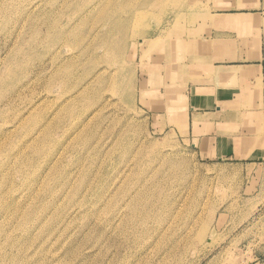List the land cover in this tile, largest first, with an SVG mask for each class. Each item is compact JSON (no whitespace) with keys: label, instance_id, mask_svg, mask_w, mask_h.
I'll list each match as a JSON object with an SVG mask.
<instances>
[{"label":"rangeland","instance_id":"374dc122","mask_svg":"<svg viewBox=\"0 0 264 264\" xmlns=\"http://www.w3.org/2000/svg\"><path fill=\"white\" fill-rule=\"evenodd\" d=\"M237 51L264 55V0H0V138L30 140L0 264H264V84L223 106L238 160L187 134Z\"/></svg>","mask_w":264,"mask_h":264},{"label":"crops","instance_id":"0c3cea01","mask_svg":"<svg viewBox=\"0 0 264 264\" xmlns=\"http://www.w3.org/2000/svg\"><path fill=\"white\" fill-rule=\"evenodd\" d=\"M238 14V11L230 13L234 21L220 20L219 24L224 21L227 22L224 25L233 23L234 27L238 28V24L242 23L238 21ZM239 15H248V13ZM212 69L210 84H196L193 98L196 102L210 103V108H206L204 115L197 117L196 120L192 114L188 116L187 134L198 142L197 149H202L207 160H236L238 127H235L238 126V110H223V106L237 107L238 101L244 99L242 96L246 91L243 88L245 85L251 86L257 81L264 84V55L260 54L258 59L253 61H241L238 60L237 51L233 59L215 63ZM193 109L194 107L191 106L190 110Z\"/></svg>","mask_w":264,"mask_h":264},{"label":"bare ground","instance_id":"6f19581e","mask_svg":"<svg viewBox=\"0 0 264 264\" xmlns=\"http://www.w3.org/2000/svg\"><path fill=\"white\" fill-rule=\"evenodd\" d=\"M146 15V14H145ZM143 28V27H142ZM15 92V91H14ZM13 94V93H11ZM10 95V94H9ZM14 95V94H13ZM20 95V94H19ZM17 96V95H16ZM18 97V96H17ZM8 99V98H7ZM19 99V98H18ZM15 100V99H14ZM6 101V100H5ZM11 102V101H10ZM15 103H16V100H15ZM5 104H8V103H5ZM13 104V102H12ZM11 107V106H9ZM11 109V108H10ZM17 114V113H16ZM24 116V115H23ZM15 117V116H14ZM44 117V116H43ZM25 118V117H24ZM28 118V117H27ZM26 118V119H27ZM7 119V118H6ZM14 119V118H13ZM22 120V119H21ZM16 121V119H15ZM12 123H15V122H12ZM17 123V122H16ZM24 123V122H23ZM9 124V123H8ZM7 124V125H8ZM13 125V124H12ZM21 126V125H20ZM23 126V124H22ZM17 127V126H16ZM15 127V128H16ZM21 129V127H19ZM9 130V129H8ZM3 132V131H2ZM29 132V131H28ZM47 133V132H45ZM27 134V133H26ZM2 135L4 136L5 134L2 133ZM14 136V135H13ZM44 136V135H43ZM11 137V136H10ZM24 137V136H23ZM42 137V136H41ZM2 138V136H1ZM0 138V217H2V224L4 223V221L6 220L7 218V214H8V206H7V200L8 198L9 199H12V200H19L21 197L23 198L24 195H26L25 197L29 196L28 195V192L29 190H22L24 191V193H22L21 191L18 193L20 187H18V191L16 189V186L13 185L14 184V181H15V174L16 172H18V168H23L24 167H28V161H30L29 159L25 158L24 155H23V152L27 150V148H29V141L30 140H26V141H23L18 147H16L14 150V152L10 153V152H5L4 151V141ZM12 138V137H11ZM22 138V137H21ZM44 138V137H43ZM13 139V138H12ZM21 140V139H20ZM6 141V140H5ZM19 141V140H17ZM19 143V142H17ZM6 145V144H5ZM15 145V144H14ZM28 172V170H27ZM26 172V173H27ZM29 173V172H28ZM27 173V174H28ZM18 174V173H17ZM21 174V173H19ZM22 174H25L22 172ZM26 174V175H27ZM25 175V177H26ZM18 177V176H17ZM24 177V178H25ZM28 177V176H27ZM26 177V178H27ZM20 179V177H18ZM28 179V178H27ZM26 179V180H27ZM18 180V179H16ZM21 180V179H20ZM23 183V180L21 181ZM20 182V183H21ZM29 182V181H28ZM43 182V181H42ZM18 183V184H20ZM25 184V183H23ZM24 187V186H23ZM22 187V188H23ZM32 190V189H31ZM15 194V196H14ZM20 194V195H19ZM32 194V193H30ZM18 195V196H17ZM18 197V198H17ZM25 201V200H24ZM5 218V220H3ZM1 224V225H2ZM128 242V241H127ZM129 245V244H128ZM136 245V244H135ZM175 246H178V245H175ZM174 246V247H175ZM129 247V246H128ZM173 247V248H174ZM138 248V247H137ZM139 249V248H138ZM172 249V248H171ZM141 250V249H140ZM178 250H179V247H178ZM177 250V252H178ZM174 251V250H173ZM171 252V251H170ZM168 254V253H167ZM166 254V255H167ZM170 254V253H169ZM168 254V255H169ZM166 257V256H165ZM169 257V256H168ZM163 258V257H162ZM169 259V258H168ZM166 259V261L168 260ZM172 259V258H171ZM16 261V260H15ZM165 261V260H164ZM158 262V261H156ZM161 264H162V261L160 260ZM179 262V261H178ZM11 263V262H10ZM163 263H166V262H163ZM14 264V262H13ZM129 264V263H127ZM158 264V263H157Z\"/></svg>","mask_w":264,"mask_h":264}]
</instances>
